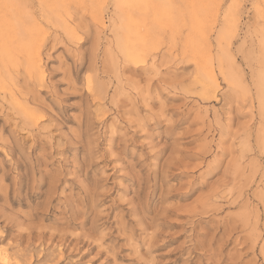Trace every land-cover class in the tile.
I'll list each match as a JSON object with an SVG mask.
<instances>
[{
    "label": "rangeland",
    "instance_id": "rangeland-1",
    "mask_svg": "<svg viewBox=\"0 0 264 264\" xmlns=\"http://www.w3.org/2000/svg\"><path fill=\"white\" fill-rule=\"evenodd\" d=\"M9 1L0 21L7 2L44 33L43 74L24 76V33L9 66L40 120L0 97L1 245L32 264H264V0Z\"/></svg>",
    "mask_w": 264,
    "mask_h": 264
},
{
    "label": "bare ground",
    "instance_id": "bare-ground-1",
    "mask_svg": "<svg viewBox=\"0 0 264 264\" xmlns=\"http://www.w3.org/2000/svg\"><path fill=\"white\" fill-rule=\"evenodd\" d=\"M53 1H55V2H53ZM63 2H64V0H52L50 3L51 4L55 3V6L53 7L51 13L52 14L62 13L64 8L67 6V5L65 6L63 4ZM6 3L3 2L1 5L3 7H5L4 9L6 11H9L8 13H10V12L12 13V9L17 8L16 5H15V7H13L11 4H8V3L6 4ZM65 4H66V2H65ZM48 9L50 11V8H48ZM19 12H21V11H19ZM19 12L17 9H15L13 14H11V13L8 14V16H10L9 17L10 19L6 18L5 20L0 21V97H1V100L6 102L7 106L13 110V114H15L18 117V119L21 121L22 124H24V125L35 124L36 125V123L39 122L40 117L37 114H35L36 111H34L32 108L28 107V105H27L28 103L26 104L25 101L27 99L24 100L25 94L23 95L21 93L22 90H20L19 87L18 88L16 87L17 86L15 84L16 79H14V75L13 76L11 75V71H10V68H12L11 70H13V68H15V66H18L19 64H21L23 62L18 63V65L17 64L13 65L14 67L9 66V65H12L11 61L15 55V52H17V50H16L17 48H15V47L16 46L18 47V42L20 41V36L25 33L26 38L23 40H27V42L25 41L26 45L23 44V45H25V46H23L21 44L22 46H20L19 47L20 49H18L19 51L21 50L22 56H23L22 58L26 64V68L25 69L23 68L24 69L23 71H25L24 76L26 74V77L28 80L30 79V81H32V82H33V80L34 81L37 80V82H39L42 78L43 72L41 71V69L39 67V62L41 61V59H40V53H39L40 51L38 50L39 49L38 43H40L41 40L43 41V39H42L43 31L40 28L33 29V27H31L32 26L31 22H30L31 26H29V24H28L29 22L25 23V21L24 22L20 21L18 19V17L20 16ZM46 15H44V17ZM23 16H25V15H23ZM31 17H33V16H31ZM49 17H50V15H49ZM55 20H57V19H55ZM18 21H19V23H18ZM62 21H64V20H61L59 22H62ZM45 22H47V21H45ZM49 22H50V20H49ZM15 26H17V27H15ZM24 36L22 38H24ZM22 42L24 43V41H22ZM263 49H264V46H263ZM125 56L128 58L127 61H132L133 63L143 62L140 60L142 53H139L135 50H127L125 52ZM19 57L20 56H18V58ZM18 58H16V59H18ZM22 58H20V60ZM15 62H19V61L16 60ZM20 67H22V65ZM20 67H16L15 71H17V68L20 69ZM204 73L205 72L203 70H201L200 74L203 75ZM259 75L260 76H258V75L256 76V79H257V77H258V79L255 82V84H253V85L256 88L255 92H257V101H258V107H259V109H258L259 110V114H258L259 120L264 125V71L261 70ZM207 88H208V86H207ZM204 93H205V90H204ZM261 125L262 124L260 123V126ZM263 131H264V126L262 129V132ZM263 145H264V143H263ZM2 238H3V234H2V231L0 229V242L2 241ZM22 238H23V235L20 234L19 235L20 241L22 240ZM18 245H19V243H8L6 246H3L0 243V264H32L31 259H33V258H31V257H33V255L32 256L29 254L27 255L26 249H24V250L19 249ZM8 250H11V251L8 252Z\"/></svg>",
    "mask_w": 264,
    "mask_h": 264
}]
</instances>
